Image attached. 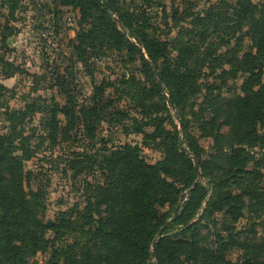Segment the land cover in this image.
Segmentation results:
<instances>
[{
  "label": "trees",
  "instance_id": "16d2710c",
  "mask_svg": "<svg viewBox=\"0 0 264 264\" xmlns=\"http://www.w3.org/2000/svg\"><path fill=\"white\" fill-rule=\"evenodd\" d=\"M54 1L79 8L83 21L89 25L87 30L78 34L79 43L75 49L81 57L82 47L85 48L83 53L87 48L102 52L104 47L98 43L100 39L108 42L110 49L126 50L128 62L140 59L146 76L153 80L151 91L164 101L163 104L156 102L151 105V114L155 117L148 114L150 112L146 113L151 117L146 126L156 124V130L147 133L146 139L151 140L155 148H164L163 160L149 164L142 155V149L131 144L106 150L102 160H96L97 171L103 178V184H98L97 202L89 199L84 209L87 215L81 211L74 213L78 221H84L80 227L87 228L85 235L88 241L81 244L76 240L69 248L67 246L68 249H63L64 264L225 263L224 254L229 244L219 237L220 249L201 246L195 223H189L193 212L206 202L205 195L201 193L200 185L194 183L198 173L192 157L183 151L180 138L164 129L163 118L159 116H170L169 98L179 112L188 144L193 139L190 130L196 125L204 137L214 136L220 144L223 137L218 134V121L221 115L227 117L225 123L230 127L231 153L223 155L233 172L221 181L206 202V210H210V214L224 213L231 220H238L242 216L245 196L246 207L252 203H264V192L253 189L257 186L254 182H261L264 167L263 158H257L258 152H254L256 149L264 152V0H236L234 4H227L228 14L210 8L206 13L187 14L184 19L177 18V10L172 15L167 13L168 7L160 0L129 2L133 7L125 6L121 0ZM106 9L110 10L111 16L106 15ZM113 10L118 21L112 16ZM96 14H100L98 19L94 18ZM161 14L168 19L174 17L173 26L167 23L166 27L158 25L154 19ZM93 18L95 21H91ZM187 18H191L188 27L180 30ZM173 27H178L181 35L172 44L164 36L170 34ZM244 27L251 48L242 55L229 58L233 53L231 43L242 40L240 33ZM226 47L229 49L223 51ZM143 50L153 69L156 68L157 77L141 58ZM172 52L177 55L173 57ZM159 62L161 67H158ZM208 68L212 69L210 76L221 70L218 79L227 74H233L234 78L242 77L240 94L224 103L218 87L206 88L200 83L204 69ZM129 83L125 77L121 80V85ZM108 87H111L110 83L97 86L94 106L83 107L77 112L74 104L65 105L53 113V122L62 113L72 128L78 119L92 135L95 123L103 121L106 111L114 108L111 102L108 105L102 103ZM198 96L202 97L198 109L185 119L183 110ZM194 103L198 104L197 101ZM76 113H79L78 117ZM58 131L56 127L54 137ZM137 132L141 133L142 128ZM28 141L15 127L8 134L0 135V264H26L28 257L45 248L48 241L44 235L48 230L65 239L73 238L67 228L68 220L65 223L63 219L64 227L63 222L44 225L37 219L39 205L34 198L38 200L37 195L30 192L29 197L25 185L24 163L33 156ZM188 148L186 150L198 159L201 167L197 147L189 144ZM216 148L222 155L223 148L219 149V145ZM251 163L255 166L252 170ZM245 175L246 181L252 182L246 183L251 188L246 193H233L230 179L243 180ZM190 189L189 195L183 194ZM166 206L171 207L170 215L161 212ZM175 228L179 231L175 239L165 236ZM161 229L163 233L157 243L156 257L152 258V244L158 239L156 236ZM263 254L264 246L246 244V264L261 262Z\"/></svg>",
  "mask_w": 264,
  "mask_h": 264
},
{
  "label": "rangeland",
  "instance_id": "374dc122",
  "mask_svg": "<svg viewBox=\"0 0 264 264\" xmlns=\"http://www.w3.org/2000/svg\"><path fill=\"white\" fill-rule=\"evenodd\" d=\"M141 1L120 2L133 7L129 2ZM160 1L168 7L167 13L172 15L177 10L179 13L177 18L182 19L187 14L206 13L210 8L228 14L227 4L236 2V0ZM105 11L107 16H111L109 9ZM162 15H158L154 21L161 27H166L165 23L173 26L175 18L168 19ZM99 16L100 14H96L94 18L98 19ZM112 16L116 17V14L112 13ZM94 18L91 21H95ZM189 21L191 18L182 23L183 28L180 30L188 27ZM88 28L89 25L83 21L80 9L73 6H65L54 0H0V61L4 62L3 64L0 62V135L8 134L12 127H15L29 140L33 156L24 163L25 185L29 197L30 192H33L39 200L34 197L39 205L37 219L44 225L54 222L59 224L64 220L66 223L68 220L67 228L71 233L70 237L73 236L65 239L53 230L46 231L44 237L48 242L45 248L28 257L26 264L52 262L64 264L61 254L63 249H68L76 240L81 244L88 241L85 235L87 228L80 227L84 221L82 219L78 221L74 213L84 212L89 199L97 202L95 199L97 188L98 184H103V178L95 164L96 160H102V155L107 154L106 150L125 144L138 145L149 164L160 162L165 155L164 148L159 150L151 144V140L146 139L147 133L156 130V124L146 126L151 118L146 113L151 114L153 103H164L159 95L151 91L154 86L153 80L146 76L139 58L128 62L126 50L110 49L108 48L110 44L107 45L108 42L102 39L98 40L104 47L102 52L87 48L83 53L85 48L82 47L81 57L75 46L79 43L78 34ZM180 30L173 27L172 32L164 36L165 39L171 40L173 44L180 38ZM246 30L244 27L240 33L242 40L239 43L232 41L233 53L229 58L250 50L251 41L246 36ZM228 49L229 47H226L223 51ZM143 52L148 57L146 51ZM172 55L175 57L177 54L172 52ZM158 67H161V62L158 63ZM154 69L156 70L155 67ZM211 73L212 69H204L200 83L206 85V88L212 85L218 87L220 89L218 94L223 97L224 103H227V99L240 94L242 77L234 78L233 74H227L218 79L221 70L210 76ZM123 77L129 80V85H121ZM132 82H135V85L132 86ZM104 83H110L111 87L105 89L102 103L108 105L111 102L114 108L106 111L103 121L95 123L92 135L78 119L72 128L69 119L62 113H59L57 121L53 122V113L63 109L65 105L74 104L77 112L83 107L94 106L95 90ZM203 91H206L205 88ZM201 101L202 97L198 96L196 100L188 103L183 110L185 119H189L193 111L198 109ZM169 108L170 116H159L163 118L161 121L163 127L180 138L182 145L184 143L188 150L189 144L199 150L200 171L203 177L198 184L201 193L205 195L204 201L208 202L216 187L233 172L223 155L228 156L231 153L230 127L225 123L227 117L221 115L218 121V134L223 137L220 144L214 136L204 137L197 125L190 130L193 139L188 144L184 130L180 126L179 112L170 106ZM78 114L76 113V117ZM151 115L153 116V113ZM56 127L59 131L54 137ZM140 128L142 132L138 133ZM218 145L219 149L223 148L222 155L216 151ZM255 151L258 152L256 157H261L264 161L263 150ZM253 165L254 163H251L250 170L255 167ZM261 172L263 174L261 182H254L258 187L253 186L259 193L264 192V167ZM196 177L195 182L198 175ZM242 179L236 181L230 179L229 184L233 193H246V190L251 188L246 185L247 182L252 183L250 180L246 181V175ZM183 194L187 196V190L183 191ZM246 201L245 196L242 216L238 220H231L224 213L210 214V210H206V202L198 210H193V218L189 223H195L201 246L220 249V244L217 243L219 237L229 244L224 254L226 262L222 264H246V244L264 246V203L251 202L252 205L246 207ZM161 212L170 215L171 207L166 206ZM94 216L96 217V214ZM172 216L174 217L173 212ZM65 223L63 222L64 227ZM72 230L75 232H71ZM177 232L179 233L175 228L165 236L175 239ZM190 235L191 232L187 237L190 238ZM158 237L159 234L156 238ZM260 261L255 264H264V254Z\"/></svg>",
  "mask_w": 264,
  "mask_h": 264
},
{
  "label": "water",
  "instance_id": "95a60500",
  "mask_svg": "<svg viewBox=\"0 0 264 264\" xmlns=\"http://www.w3.org/2000/svg\"><path fill=\"white\" fill-rule=\"evenodd\" d=\"M112 12L115 13L114 10H113ZM114 19H115V21H118L116 17H114ZM140 55H141V58L144 59V61H145V63L147 64L148 68L151 70V73H152L155 77H157L156 71L153 69V66H152L150 60L148 59V57L146 56V54H145L144 52H141ZM158 83L161 84V81L158 80ZM161 87H162V85H161ZM162 88H163V87H162ZM168 105H169L172 109H175L174 106L171 104V101H170L169 98H168ZM180 126L182 127V123H181V121H180ZM183 142H184V141H183ZM182 149H183V151H186L187 154L190 155V156L192 157L193 161H194L195 168H196L197 173H198V179H197V181L195 182V185H196V184H198V183L202 180V177H203V175H202V173H201V171H200V164H199V161H198V159H197L195 156H193L188 150H186L184 143H183V145H182ZM190 192H191V189L187 192V194L189 195ZM162 233H163V230L161 229L160 232H159V237H158V239L155 240V241L153 242V244H152V253H151L152 258H155V257H156V247H157V243H158V241H159L160 238L162 237Z\"/></svg>",
  "mask_w": 264,
  "mask_h": 264
}]
</instances>
